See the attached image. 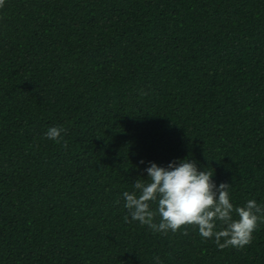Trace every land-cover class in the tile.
<instances>
[{"label": "trees", "instance_id": "16d2710c", "mask_svg": "<svg viewBox=\"0 0 264 264\" xmlns=\"http://www.w3.org/2000/svg\"><path fill=\"white\" fill-rule=\"evenodd\" d=\"M184 157L264 204V0H4L0 264H264V223L220 250L125 221L140 162Z\"/></svg>", "mask_w": 264, "mask_h": 264}, {"label": "clouds", "instance_id": "9594fccd", "mask_svg": "<svg viewBox=\"0 0 264 264\" xmlns=\"http://www.w3.org/2000/svg\"><path fill=\"white\" fill-rule=\"evenodd\" d=\"M3 3L0 0V5ZM44 135L60 143L66 129L52 126ZM140 164L147 165L143 169L147 178L136 180L130 191L121 194L126 222H139L164 235L178 231L186 235L187 226H194L202 239L213 240L220 250L246 247L264 223V204L253 198L236 205L231 185L217 184L214 172L208 167L201 170L189 157L177 158L166 166L143 160Z\"/></svg>", "mask_w": 264, "mask_h": 264}]
</instances>
